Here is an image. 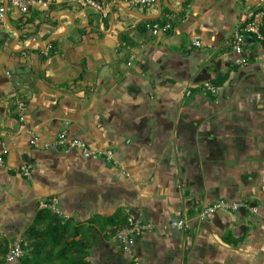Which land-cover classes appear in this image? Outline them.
Instances as JSON below:
<instances>
[{
  "label": "crops",
  "instance_id": "1",
  "mask_svg": "<svg viewBox=\"0 0 264 264\" xmlns=\"http://www.w3.org/2000/svg\"><path fill=\"white\" fill-rule=\"evenodd\" d=\"M102 1L110 6L105 17L77 0H46L27 15L10 8L0 21V150L9 148L0 165V236L17 243L38 202L58 196L92 243L95 264H129L109 237L129 214L153 224L136 240L139 264H264V47L247 36L249 64L238 66L231 46L253 5L184 0L176 12L163 3L160 18L173 29L154 36L127 10L158 14L157 4ZM52 42L58 52L44 59ZM28 129L42 142L65 129L91 148L113 149L115 161L35 148ZM220 197L246 198L258 212L200 220ZM179 217L189 230L170 226Z\"/></svg>",
  "mask_w": 264,
  "mask_h": 264
},
{
  "label": "built area",
  "instance_id": "2",
  "mask_svg": "<svg viewBox=\"0 0 264 264\" xmlns=\"http://www.w3.org/2000/svg\"><path fill=\"white\" fill-rule=\"evenodd\" d=\"M5 0H0V21H4L8 9H16L23 15L29 14L34 8L43 6L46 4V0H8V6H5ZM77 2L83 7H92L105 17L110 11V6L104 4L103 2H98L96 0H77ZM125 5L129 7H137L141 9H151L157 4V0H125ZM263 19V12H258L250 21L237 29L231 38V46L233 52V64L238 66H246L249 64V55L246 53V41L247 36L251 33L257 34L259 38H262L259 26ZM145 30L150 32L152 35L157 36L161 33H167L173 29L172 22H160L157 20H145L143 22ZM249 34V35H248ZM197 46L201 45L200 40L194 42ZM204 90L212 93L214 96L219 95L218 86L211 82H206L204 84ZM188 94L191 90L187 91ZM25 102L19 101L17 103V111L19 119L21 121L25 120ZM27 135L29 138V144L35 148H48L54 146L56 148L63 149L65 151L80 150L82 155L88 159H102L107 162L115 161V151L111 148L101 149V148H91L88 144L81 138L69 137L67 130L63 129L55 136L52 142H42L39 135L33 129L27 130ZM9 153V148L3 144L0 150V165H3L5 156ZM21 171L25 176H31V166L23 165ZM40 208H50L54 213L62 218H66L67 215L63 213L60 207V200L58 196H53L40 201ZM241 209L250 210L253 213L258 212V208L253 206L249 200L246 198L230 200L227 198H217L209 204L205 205L197 217L200 220H205L209 215L217 212H238ZM170 226L178 231L185 232L191 228V222L185 217H179L172 220ZM153 229V224L144 222L140 217L129 214L127 216L126 222L121 226L116 234L115 239L122 248L123 252L128 257L129 264H139L137 254L135 252V244L137 238L145 231H151ZM24 239H19L17 243L12 244L9 247V251L6 254V261L8 263H14L19 258L24 256V249L22 246Z\"/></svg>",
  "mask_w": 264,
  "mask_h": 264
},
{
  "label": "trees",
  "instance_id": "3",
  "mask_svg": "<svg viewBox=\"0 0 264 264\" xmlns=\"http://www.w3.org/2000/svg\"><path fill=\"white\" fill-rule=\"evenodd\" d=\"M96 1L103 2L102 0ZM244 1L246 2V0ZM167 10L170 12L169 9ZM253 10L252 17L258 12H263V19L259 26L262 38L254 33L250 35L264 47V6H253ZM156 20L167 22L161 18ZM138 27L140 30L145 29L142 24ZM51 45L52 47L49 48L44 59L52 57L58 52V49L53 47L55 42H52ZM226 78L227 76L215 80L213 83L220 85ZM117 230H113L109 237H113ZM80 235L81 229L73 226L71 218H62L50 208H40V202H38L34 220L25 231L22 243L25 251L24 256L14 263H8L5 257L9 251V241L0 236V264H95L90 260L92 243L88 238L84 239Z\"/></svg>",
  "mask_w": 264,
  "mask_h": 264
},
{
  "label": "water",
  "instance_id": "4",
  "mask_svg": "<svg viewBox=\"0 0 264 264\" xmlns=\"http://www.w3.org/2000/svg\"><path fill=\"white\" fill-rule=\"evenodd\" d=\"M180 1V8L179 9H175L173 8V6H171V4L169 3L168 0H157V5H158V9H159V13L158 14H143L134 10H127L131 13H134L135 15L139 16L141 18L142 21L144 20H156L158 18H160L161 14H162V4L165 3L167 6H169L171 8V10H174L176 12H180L182 7H183V3L184 0H179ZM249 3H251L253 6H256L261 0H247ZM5 6H8V0H5ZM125 9V8H124ZM7 17V14H6ZM49 42H47L46 46L48 45Z\"/></svg>",
  "mask_w": 264,
  "mask_h": 264
},
{
  "label": "rangeland",
  "instance_id": "5",
  "mask_svg": "<svg viewBox=\"0 0 264 264\" xmlns=\"http://www.w3.org/2000/svg\"><path fill=\"white\" fill-rule=\"evenodd\" d=\"M24 237H25V232H23V234H22V237H21V238H22V239H24Z\"/></svg>",
  "mask_w": 264,
  "mask_h": 264
}]
</instances>
